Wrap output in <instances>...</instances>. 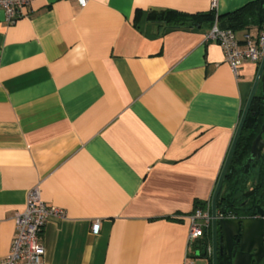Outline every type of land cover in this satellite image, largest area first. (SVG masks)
<instances>
[{
  "label": "crops",
  "instance_id": "1",
  "mask_svg": "<svg viewBox=\"0 0 264 264\" xmlns=\"http://www.w3.org/2000/svg\"><path fill=\"white\" fill-rule=\"evenodd\" d=\"M250 1L33 0L0 16V261L39 186L65 212L43 227L44 264H210L196 250L211 225L189 242V216L210 208L260 60L234 74L212 24L167 29L148 13L213 10L229 28ZM234 33L243 48L264 29Z\"/></svg>",
  "mask_w": 264,
  "mask_h": 264
},
{
  "label": "built area",
  "instance_id": "2",
  "mask_svg": "<svg viewBox=\"0 0 264 264\" xmlns=\"http://www.w3.org/2000/svg\"><path fill=\"white\" fill-rule=\"evenodd\" d=\"M33 0H0V16L11 24L23 15V9ZM84 6L87 0H79ZM217 0H211V9H215ZM207 40L216 41L223 50L225 61L234 74L243 61L259 62L264 53V33L253 39L249 34L244 35L245 44L239 47L235 33L230 28H221L215 20L206 33ZM51 217L64 218L63 209L47 205L40 195L39 186L29 189L26 194L24 208L14 217V234L8 254L0 264H44V245L42 241L43 227ZM264 218V215H263ZM211 225V211L196 209L189 216V242L201 237ZM100 223L96 220L91 225V232H99ZM264 242V237H263ZM211 252V246L206 249Z\"/></svg>",
  "mask_w": 264,
  "mask_h": 264
},
{
  "label": "water",
  "instance_id": "3",
  "mask_svg": "<svg viewBox=\"0 0 264 264\" xmlns=\"http://www.w3.org/2000/svg\"><path fill=\"white\" fill-rule=\"evenodd\" d=\"M258 88L264 100V53L210 199L212 264H257L264 259V200H259L249 209L255 212L251 214L253 216L238 214L230 203L221 207L217 206V198L226 171ZM263 134L264 123L251 144L250 154L244 163V172L255 167H257V172L260 171L258 159L261 158L264 147ZM254 192L255 190H252L243 195L248 197ZM218 257H220L219 260Z\"/></svg>",
  "mask_w": 264,
  "mask_h": 264
},
{
  "label": "trees",
  "instance_id": "4",
  "mask_svg": "<svg viewBox=\"0 0 264 264\" xmlns=\"http://www.w3.org/2000/svg\"><path fill=\"white\" fill-rule=\"evenodd\" d=\"M226 15L229 22V28L233 31L253 25L260 29H264V0L250 1ZM148 18L152 21L164 24L167 29H187L200 27L202 25L210 26L213 24L216 17L213 10L187 13L173 9H166L152 11L148 13ZM263 123L264 100L262 93L256 91L226 171L220 194L217 198V206H222L228 202L238 204L242 197V192L248 187L250 181V179L248 180V176L252 169H249L248 172H244V163L250 154L251 144L260 132ZM203 205H205V202L198 200H195L194 202L196 208H200ZM254 213L255 212L252 210L251 214ZM202 245V248L196 250V253L200 256H205L207 253V239L202 242ZM209 263L212 264L211 257L209 258Z\"/></svg>",
  "mask_w": 264,
  "mask_h": 264
},
{
  "label": "flooded vegetation",
  "instance_id": "5",
  "mask_svg": "<svg viewBox=\"0 0 264 264\" xmlns=\"http://www.w3.org/2000/svg\"><path fill=\"white\" fill-rule=\"evenodd\" d=\"M263 140H264V134H263ZM258 165L260 166V171L257 172V167L254 168L255 172L251 174L250 176L251 181L249 182L248 187L242 192V197L240 201L238 202V204H232L228 202L233 205L234 210L240 215L253 216L251 215L252 210H249V209H251L253 205L257 204L259 200H264V147L262 149L261 158L258 159ZM252 190H255V192L250 194L248 197H245L243 195L245 192L249 193ZM260 194H262L261 197H260ZM242 209H244L245 211ZM208 256L211 257V252L210 254H208ZM219 259L220 257H218V260ZM262 261L263 259L259 261L257 264H261Z\"/></svg>",
  "mask_w": 264,
  "mask_h": 264
},
{
  "label": "rangeland",
  "instance_id": "6",
  "mask_svg": "<svg viewBox=\"0 0 264 264\" xmlns=\"http://www.w3.org/2000/svg\"><path fill=\"white\" fill-rule=\"evenodd\" d=\"M258 91H260V90H258ZM251 169H252V168H251ZM254 172H255V169H253V170L251 171L250 174H253ZM250 174H249V176H248V180L250 179V176H251ZM250 181H251V179H250ZM250 181H249V182H250ZM206 263H207V262H206ZM206 263H205V262H202V263H200V264H206Z\"/></svg>",
  "mask_w": 264,
  "mask_h": 264
}]
</instances>
